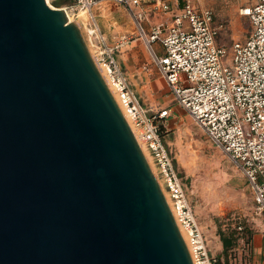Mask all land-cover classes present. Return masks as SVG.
<instances>
[{
  "label": "water",
  "instance_id": "1",
  "mask_svg": "<svg viewBox=\"0 0 264 264\" xmlns=\"http://www.w3.org/2000/svg\"><path fill=\"white\" fill-rule=\"evenodd\" d=\"M0 264H194L64 8L0 0Z\"/></svg>",
  "mask_w": 264,
  "mask_h": 264
},
{
  "label": "built area",
  "instance_id": "2",
  "mask_svg": "<svg viewBox=\"0 0 264 264\" xmlns=\"http://www.w3.org/2000/svg\"><path fill=\"white\" fill-rule=\"evenodd\" d=\"M76 1L88 22L94 21L92 36L101 42L98 60L116 90L124 117L138 130L137 135L133 133L139 144L141 141L145 145L159 168L158 176L175 211L173 216L180 231L182 228L187 234L193 263L215 264L163 139L161 122L172 117L173 111L170 107H146L117 59L115 51L134 40V32L120 34L109 45L95 19L99 0ZM108 1L129 12L136 33L143 39L174 100L242 172L257 210L264 215V0H250L241 8L242 15L250 18L252 32L245 40L231 43L233 56L229 65L223 64L229 49L218 43L224 24L217 21L212 8L196 6L195 0ZM172 1L182 5L178 13L147 31L146 6L168 11ZM155 43L160 44L163 54L156 50ZM242 228L238 226L239 230Z\"/></svg>",
  "mask_w": 264,
  "mask_h": 264
},
{
  "label": "rangeland",
  "instance_id": "3",
  "mask_svg": "<svg viewBox=\"0 0 264 264\" xmlns=\"http://www.w3.org/2000/svg\"><path fill=\"white\" fill-rule=\"evenodd\" d=\"M249 1H194L196 6L212 8L217 21L224 24L218 39V43L229 49L227 57L223 59L224 65H229L233 56L229 48L231 43L234 40H245L252 32L250 18L241 13V8ZM46 2L51 7L66 8L70 12L71 21L79 24L91 53L98 60L97 51L100 50L101 42L99 38L92 36L94 21L88 22L77 1L46 0ZM98 2L95 16L97 27L101 34L106 36L109 45L115 43L117 33L134 32V40L115 52L117 57L129 58L128 68L139 76L141 66L149 60L150 54L143 39L136 33L133 18L124 7L114 2L108 0ZM148 16L150 20L144 25L147 31L160 23L166 15L164 12H150ZM160 86L157 90L147 88L138 91L146 103L153 102L160 108L170 106L173 110V116L161 122L163 139L171 151L187 198L204 233L207 249L216 260L215 264H249L254 256L252 237L255 231L264 228V215L256 208L248 182L228 155L214 146L186 110L178 105L168 85L163 82ZM155 169L157 179L161 182L158 176L159 168L156 165ZM159 175L162 176L160 173ZM239 225L243 227L242 230L238 229ZM221 233L233 236L234 246L228 252L223 249Z\"/></svg>",
  "mask_w": 264,
  "mask_h": 264
},
{
  "label": "crops",
  "instance_id": "4",
  "mask_svg": "<svg viewBox=\"0 0 264 264\" xmlns=\"http://www.w3.org/2000/svg\"><path fill=\"white\" fill-rule=\"evenodd\" d=\"M149 7H151V6H146V11H145L146 20L144 22V25L146 24L147 20H150V18L148 16L150 14V12H158V13L164 12L165 15H166L165 18L162 19V21H164L168 17H171L174 14L178 13V11L181 9L182 5H179L176 1H172L171 2V7H170V9L168 11H165V10H162V9L161 10H156L153 7H151V9H149ZM96 9H97V7L94 9V12L97 15V10ZM162 21L160 23L154 25L153 27L161 24ZM120 34H127V33H123V32L117 33L116 34V38ZM126 46H128V45H126ZM155 48L159 52V54H163V49L161 48L159 43H155ZM149 54H150V52H149ZM117 59H118L120 65H121V67L124 69L125 74H126L128 80H129V83L131 85H133V87L137 91L141 101H143L144 105L146 107L147 106H151V107H156L158 109H164V108H160L158 104H155L153 102L151 104L150 103H146L142 99V96L140 95V92L138 91L140 89H147V88L148 89L153 88V90L154 89L157 90L158 87L159 88L161 87L160 86L161 83L164 82L166 84L164 78L161 77L157 67H155V65L153 64L151 55L149 56V60L141 66V71L139 72V76H136L135 73L133 72V70H130L128 68V62L129 61L127 62V60H129V58H125L123 56H119V57H117ZM166 107H170V106H166ZM251 244H252V249L254 251V256H253L252 261L249 264H252V263L253 264H264V228L261 229V230L255 231V233L253 234V237H252V243ZM240 262H242V259H240ZM246 262L247 261H245V263Z\"/></svg>",
  "mask_w": 264,
  "mask_h": 264
},
{
  "label": "bare ground",
  "instance_id": "5",
  "mask_svg": "<svg viewBox=\"0 0 264 264\" xmlns=\"http://www.w3.org/2000/svg\"><path fill=\"white\" fill-rule=\"evenodd\" d=\"M48 2H49V0H48ZM65 10H66V13H67V15H68V20L71 21V14H70V12H69L66 8H65ZM85 16H86V15H85ZM86 40H87V39H86ZM90 52H91V50H90ZM92 55H93V54H92ZM93 57H94V55H93ZM94 60H95V62H96V64H97V66H98V69H100V71H101V73H102V75H103V77H104V80H105L107 86H109V88H110V90H111V92H112L113 97H114L115 100L118 102V97H117L116 90H115V88L109 83L108 76H107V71H106V74H105V70H106V69H105L104 65L101 64V63L99 62V60H97L95 57H94ZM98 62H99L101 65H100ZM102 65H103V66H102ZM118 103H119V102H118ZM119 104H120V103H119ZM125 118H127V117L125 116ZM127 120H128V122H129V124H130V126H131L133 132L137 135V133H138L137 128H135V126L132 124V122H131V120H130L129 118H127ZM140 146H141L142 151H144V153H145V155H146V158H147L148 162L150 163L151 168H153V171H154V173H155V172H156V169H155V165H154V162H153L152 157L150 156V154L148 153V151H146L145 145H144L141 141H140ZM155 175H156V173H155ZM156 177H157V176H156ZM158 182H159V184H161V187H162V190H163L164 195H165V197H166V200L169 202V204H170V206H171V209H172L173 215H175V211L173 210L172 202L170 201V197H169L168 193L166 192V190H165V188H164V184H162L159 180H158ZM181 234H183V237L185 238V241H186V240H187V234L185 233V230H183L182 228H181ZM195 264H196V263H195Z\"/></svg>",
  "mask_w": 264,
  "mask_h": 264
},
{
  "label": "trees",
  "instance_id": "6",
  "mask_svg": "<svg viewBox=\"0 0 264 264\" xmlns=\"http://www.w3.org/2000/svg\"><path fill=\"white\" fill-rule=\"evenodd\" d=\"M221 240L223 244V249L226 252H228L230 248L234 246L233 236H227L224 233H221Z\"/></svg>",
  "mask_w": 264,
  "mask_h": 264
}]
</instances>
